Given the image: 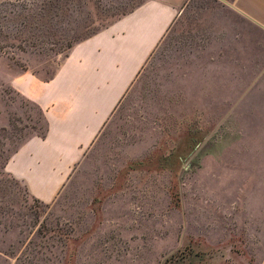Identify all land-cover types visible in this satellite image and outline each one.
I'll return each mask as SVG.
<instances>
[{"label":"rangeland","instance_id":"rangeland-1","mask_svg":"<svg viewBox=\"0 0 264 264\" xmlns=\"http://www.w3.org/2000/svg\"><path fill=\"white\" fill-rule=\"evenodd\" d=\"M144 0H0V264H264V30L230 0H190L51 204L5 166L43 136L10 86Z\"/></svg>","mask_w":264,"mask_h":264},{"label":"crops","instance_id":"crops-1","mask_svg":"<svg viewBox=\"0 0 264 264\" xmlns=\"http://www.w3.org/2000/svg\"><path fill=\"white\" fill-rule=\"evenodd\" d=\"M189 1L144 0L75 44L50 80L31 72L11 78V88L41 110L47 125L45 137L24 142L5 166L31 197L57 199ZM229 6L264 30V0Z\"/></svg>","mask_w":264,"mask_h":264},{"label":"trees","instance_id":"trees-1","mask_svg":"<svg viewBox=\"0 0 264 264\" xmlns=\"http://www.w3.org/2000/svg\"><path fill=\"white\" fill-rule=\"evenodd\" d=\"M41 137H45V134ZM209 259V255L203 252H198L189 245L184 249L178 251L177 253L171 255L170 257L166 258L163 264H208V262L210 261Z\"/></svg>","mask_w":264,"mask_h":264}]
</instances>
